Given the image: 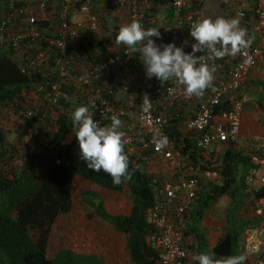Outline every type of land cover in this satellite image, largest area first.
Returning <instances> with one entry per match:
<instances>
[{
    "label": "built area",
    "instance_id": "obj_1",
    "mask_svg": "<svg viewBox=\"0 0 264 264\" xmlns=\"http://www.w3.org/2000/svg\"><path fill=\"white\" fill-rule=\"evenodd\" d=\"M5 1L9 7L0 21V45L10 50L23 72L44 71L38 91L47 107H55L65 97V87L72 88L80 104L89 107L101 126L109 124L111 116L119 117L122 143L129 157L149 163L147 171L153 164L163 166L151 173L155 200L146 212L152 226L147 242L159 254L158 264H196L192 237L184 229L187 212L203 183L220 182L214 164L189 159L170 138L169 112L180 106L190 112L185 129L197 133L195 145L201 161L229 140L249 159L250 168L241 175L246 196L241 211L248 210L255 222L244 230L243 252L251 264H264V194L260 196L264 192V133L241 135L245 100L240 92L251 74L264 76V0H249L250 4L246 0H219L227 19L239 17L250 45L234 56L208 62L215 67L213 81L199 97H186L182 86L173 81L161 84L155 77L146 79L138 55L134 59L135 53L125 46L105 55L98 51L99 61L90 67L80 63L81 33L100 32L101 24L92 11L91 0H60L61 10L56 18L49 9L51 0ZM112 1L124 10V24L132 20L145 24L144 6L152 0ZM202 1L168 0L172 9L168 34L185 52H190L194 43L189 27L200 20L195 6ZM42 21L49 25H40ZM129 62L133 63L134 73L121 78V87L110 84L109 77L121 76V69L127 68ZM129 84L135 85L134 91H130ZM145 94L151 101L148 111L142 105ZM226 101L230 107L217 114L216 108ZM24 115L30 121L34 119L31 109H26Z\"/></svg>",
    "mask_w": 264,
    "mask_h": 264
},
{
    "label": "trees",
    "instance_id": "obj_2",
    "mask_svg": "<svg viewBox=\"0 0 264 264\" xmlns=\"http://www.w3.org/2000/svg\"><path fill=\"white\" fill-rule=\"evenodd\" d=\"M54 2L49 9L53 10L56 18L61 10V1ZM200 4L195 6L197 10ZM91 6L101 22V32L105 34L104 38L95 41L94 34L81 33L82 49L78 61L89 67L99 61L98 51L105 55L124 47L115 44L116 34L123 24L119 16L125 15L124 10L112 0H91ZM8 7L5 0H0V21ZM163 9L167 12L166 31L158 24ZM145 17V28H159L163 42H172L168 34L172 17L168 0H152L150 7L145 10ZM56 22L54 19L53 24ZM40 25L48 26L49 22L42 21ZM132 64L129 62L127 68L121 69V76H110L109 83L121 87V78L129 72L134 73ZM44 78L43 70L23 72L11 57L10 50L0 45V116L2 110L12 106L19 119L14 130L6 129L0 122V264L104 263L101 254L79 253L68 247L57 250L53 257L48 255L57 219L74 208V184L77 177L113 192H123L126 188L129 190L132 207L127 214L109 213L103 198L96 191L84 190L81 196L89 211L88 217L96 216L114 230L125 234V246L132 264H158L159 254L147 242L152 226L146 212L155 200L153 176L147 171L149 163L142 159L135 161L127 155L132 175L126 181L122 179L118 186L113 185L111 177L103 171L88 169L79 158L71 123L73 109L85 104H80L72 88L65 87V97L55 107L48 108L44 96L38 91ZM129 89L134 91L135 85L129 84ZM259 102L264 107L263 100ZM229 107V102H223L216 108V113ZM26 109L33 110L35 121H30L24 115ZM188 113L186 106L170 110L169 136L189 159L196 163L205 162L206 165L216 163L214 168L220 174V182L206 181L202 184L195 203L187 212L185 233L192 237L193 254L204 253L212 257L213 264H227L226 259L234 254L243 257V250H240L243 233L255 221L244 218L240 212L246 197L241 175L249 170L250 162L231 140L219 145L217 157L213 154L212 158L201 161L196 152L197 133L185 129ZM27 136L33 137L35 141L29 150L24 145ZM225 195L230 198V203L223 212L220 226L223 236L218 243L230 234L232 249L228 257L213 254L209 247L208 233L201 227V223H205V219L213 213L214 207ZM237 247L240 249L237 250Z\"/></svg>",
    "mask_w": 264,
    "mask_h": 264
},
{
    "label": "clouds",
    "instance_id": "obj_3",
    "mask_svg": "<svg viewBox=\"0 0 264 264\" xmlns=\"http://www.w3.org/2000/svg\"><path fill=\"white\" fill-rule=\"evenodd\" d=\"M189 35L194 43L191 44V51L185 52L175 42L164 43L159 28H145L140 21L132 20L119 27L115 44L138 54L146 79L155 77L161 84L173 81L177 86H182L186 97H199L213 81L215 67L208 62L240 53L249 47L250 40L246 38L247 32L241 26L239 17L202 18L192 23ZM95 38L99 39L100 36L96 34ZM184 43L187 44V41ZM142 105L144 111L151 108L147 94L143 96ZM109 119V124L101 126L87 105L75 107L71 113L72 132L79 148V158L88 169L103 171L111 177L112 184L118 186L122 179H130L132 173L122 143V121L115 115ZM193 260L196 264H213L212 257L204 253L197 254ZM242 261L243 257H230L227 264H242Z\"/></svg>",
    "mask_w": 264,
    "mask_h": 264
},
{
    "label": "rangeland",
    "instance_id": "obj_4",
    "mask_svg": "<svg viewBox=\"0 0 264 264\" xmlns=\"http://www.w3.org/2000/svg\"><path fill=\"white\" fill-rule=\"evenodd\" d=\"M207 2L209 4L213 3L212 5L220 7L219 0H207ZM149 7L150 3L144 6L145 10H147ZM159 20H161V17H159ZM158 24L161 28V22H159ZM102 28H104L103 25ZM103 33L105 34V32L103 31L101 32V34H97V36H100V38L102 39L104 38ZM124 99L125 98H123L122 101ZM248 117L249 115H247V118ZM18 121V114L15 112V109L12 106H9L8 108L2 110L0 122L6 129L14 130ZM34 144V138L31 136H27L24 140L26 150H29L30 146H34ZM157 167L160 168L163 166H157L156 164H153L148 169L149 173H152V171ZM45 169L46 167L43 168V170ZM74 189V208L70 213L63 214L57 219L53 227L48 255L50 257H53L57 250L63 247H68L76 252H84L86 250L96 251L98 254L102 255L104 259L103 264H132L129 253L125 246V234L114 230L105 221L96 216L88 217L89 211L87 210L81 196V192L84 190L89 189L96 191L103 198L104 206L109 213L127 214L132 206V197L129 190L126 188V190L123 192H113L105 188L96 186L93 183H89L88 181H85L80 177L76 178ZM228 203H230L228 196L221 198L217 205L214 207L213 213L209 214L208 218L204 221L205 223H201L202 229L205 228V231L208 233L207 236H209L214 230L216 232L214 233V235H216L217 237L211 236L212 246H215L218 243V239L223 236V232H220L221 230L220 227L217 226V223L222 224L223 212L224 209L228 206ZM91 211L93 210L91 209ZM247 213L248 216L251 217V213ZM262 238L264 239V235ZM239 249L240 247H237V250ZM230 257H237V255L234 254ZM230 257H228V259Z\"/></svg>",
    "mask_w": 264,
    "mask_h": 264
},
{
    "label": "crops",
    "instance_id": "obj_5",
    "mask_svg": "<svg viewBox=\"0 0 264 264\" xmlns=\"http://www.w3.org/2000/svg\"><path fill=\"white\" fill-rule=\"evenodd\" d=\"M246 3L250 4V1L246 0ZM212 4H209L207 2V0L204 1V3L201 5V7L198 10L197 16L199 19H202V18L215 19L216 17H224L226 19L228 18V14H227L226 10L224 9V7L221 6V4H220V7H217V6L212 5ZM166 14H167V12H165V10H164L163 13L160 15L161 20H158L159 22H161V27L162 28L164 27L163 28L164 31H166L168 29V27L166 25V21H167ZM119 18H121L120 20L122 22L126 21L125 15L124 16L120 15ZM213 75H214V73H213ZM240 92L242 95H244V100H245L244 101L245 102L244 103V110L245 111H244L242 127H241V135L247 136V135L253 134V133H264V107L261 106V104L259 102L261 99L264 102V76L251 74V76L249 77V79L245 83V87ZM247 115H249L248 118H247ZM218 148H217L216 152H214V155L216 157L218 156ZM210 158H212V156ZM210 158H207V159H210ZM213 164H216V163H213ZM223 197H225V196H223ZM130 210H131V208H130ZM130 210H129V212H130ZM247 212H248V210L246 212L244 211V213L242 212V216L244 218H251L248 216ZM251 216H252V214H251ZM253 220H255V219L253 218ZM217 224H218L217 226H219V227L221 226L220 225L221 223H217ZM220 232H222V231H220ZM214 233H216L215 230L209 235V247L210 248L214 247V246H212V243H211L212 237L216 236V235H214ZM240 250L242 252V249H240ZM84 252L97 253L96 251H90V250H88V251L86 250ZM79 253H82V252H79ZM242 255H243V253H242ZM194 256H196V255L193 254V257ZM263 257H264V251H263ZM227 260H228V258L226 259V263H227ZM242 264H251V262H250V260H246L244 258V255H243Z\"/></svg>",
    "mask_w": 264,
    "mask_h": 264
},
{
    "label": "water",
    "instance_id": "obj_6",
    "mask_svg": "<svg viewBox=\"0 0 264 264\" xmlns=\"http://www.w3.org/2000/svg\"><path fill=\"white\" fill-rule=\"evenodd\" d=\"M264 192L260 194L262 196ZM232 249V240L230 234H227L225 238L212 248V252L215 255L227 257Z\"/></svg>",
    "mask_w": 264,
    "mask_h": 264
}]
</instances>
